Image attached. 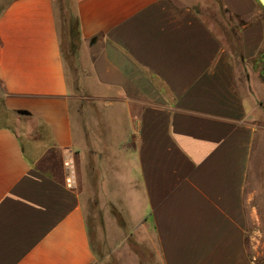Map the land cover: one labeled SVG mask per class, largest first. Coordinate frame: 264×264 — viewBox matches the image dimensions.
Listing matches in <instances>:
<instances>
[{
  "label": "crops",
  "instance_id": "crops-1",
  "mask_svg": "<svg viewBox=\"0 0 264 264\" xmlns=\"http://www.w3.org/2000/svg\"><path fill=\"white\" fill-rule=\"evenodd\" d=\"M73 2L74 122L55 0H0V264H264L258 0Z\"/></svg>",
  "mask_w": 264,
  "mask_h": 264
},
{
  "label": "rangeland",
  "instance_id": "rangeland-1",
  "mask_svg": "<svg viewBox=\"0 0 264 264\" xmlns=\"http://www.w3.org/2000/svg\"><path fill=\"white\" fill-rule=\"evenodd\" d=\"M258 4L260 5L261 9L264 11V5H262L259 1ZM55 11H56V18L58 23V29L60 34V44H61V51L62 56L64 58V64L66 67V75L68 79V84L70 88V92L73 97H75L74 102L72 101V121L74 122L76 111L80 103H78L77 97L84 96L81 89H80V75L78 72V46L79 43L72 39L69 35V29L67 24V18L69 17V12L72 14L75 13L74 10V2L73 0H55ZM211 17V16H210ZM215 17L209 18L205 16L206 22L212 27V29L218 34H221L222 28H219L213 22ZM227 46L235 55L240 54V46L238 43L237 34L231 35L228 33L227 35ZM75 48V53L73 54L72 49ZM80 108V107H79ZM23 139V138H22ZM87 154L85 157V163L83 166L87 168V175L89 179V186H90V169L92 166L96 164L97 157L92 153L90 141L87 143ZM85 214H86V221L88 225V230L90 232V237L94 248L98 255L101 257L103 256V252L105 251L104 246L102 245V241L104 240V235L106 232L107 222L102 220L101 213L98 211L96 206H92V203L88 201V204L84 206ZM112 217L116 218L117 224L123 228L124 232H132L131 229L128 228L126 223L123 221L120 213L111 208ZM128 245H139L137 242V237L132 235V237H128Z\"/></svg>",
  "mask_w": 264,
  "mask_h": 264
},
{
  "label": "trees",
  "instance_id": "trees-1",
  "mask_svg": "<svg viewBox=\"0 0 264 264\" xmlns=\"http://www.w3.org/2000/svg\"><path fill=\"white\" fill-rule=\"evenodd\" d=\"M67 24L69 29V35L72 37V39H75L79 43L80 33H79L78 18L76 16V13L72 14L71 12H69V17L67 18ZM72 51L74 54L75 48H73Z\"/></svg>",
  "mask_w": 264,
  "mask_h": 264
},
{
  "label": "bare ground",
  "instance_id": "bare-ground-1",
  "mask_svg": "<svg viewBox=\"0 0 264 264\" xmlns=\"http://www.w3.org/2000/svg\"><path fill=\"white\" fill-rule=\"evenodd\" d=\"M262 5H264V0H258Z\"/></svg>",
  "mask_w": 264,
  "mask_h": 264
},
{
  "label": "water",
  "instance_id": "water-1",
  "mask_svg": "<svg viewBox=\"0 0 264 264\" xmlns=\"http://www.w3.org/2000/svg\"><path fill=\"white\" fill-rule=\"evenodd\" d=\"M19 114H21V115H26V112H19Z\"/></svg>",
  "mask_w": 264,
  "mask_h": 264
}]
</instances>
